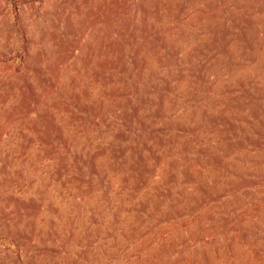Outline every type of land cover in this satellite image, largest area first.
<instances>
[{
    "label": "rangeland",
    "instance_id": "1",
    "mask_svg": "<svg viewBox=\"0 0 264 264\" xmlns=\"http://www.w3.org/2000/svg\"><path fill=\"white\" fill-rule=\"evenodd\" d=\"M0 264H264V0H0Z\"/></svg>",
    "mask_w": 264,
    "mask_h": 264
}]
</instances>
